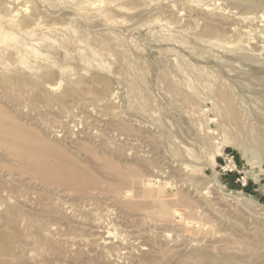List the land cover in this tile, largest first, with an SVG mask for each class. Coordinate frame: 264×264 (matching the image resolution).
<instances>
[{
  "label": "rangeland",
  "instance_id": "374dc122",
  "mask_svg": "<svg viewBox=\"0 0 264 264\" xmlns=\"http://www.w3.org/2000/svg\"><path fill=\"white\" fill-rule=\"evenodd\" d=\"M0 264H264V0H0Z\"/></svg>",
  "mask_w": 264,
  "mask_h": 264
},
{
  "label": "bare ground",
  "instance_id": "6f19581e",
  "mask_svg": "<svg viewBox=\"0 0 264 264\" xmlns=\"http://www.w3.org/2000/svg\"><path fill=\"white\" fill-rule=\"evenodd\" d=\"M52 156V155H51ZM32 158V157H31ZM50 163V162H49ZM49 163H48V165H49ZM50 166V165H49ZM45 167V166H44ZM51 168H52V165H51ZM77 174V173H76ZM77 175H75V177H76ZM77 178V177H76ZM74 184V183H73Z\"/></svg>",
  "mask_w": 264,
  "mask_h": 264
}]
</instances>
